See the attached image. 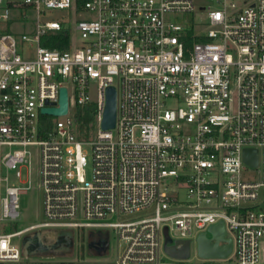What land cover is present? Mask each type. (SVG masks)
<instances>
[{
    "label": "built area",
    "instance_id": "2783aa9c",
    "mask_svg": "<svg viewBox=\"0 0 264 264\" xmlns=\"http://www.w3.org/2000/svg\"><path fill=\"white\" fill-rule=\"evenodd\" d=\"M81 1L0 0V23L30 24L21 50L0 29V264H264V0ZM198 10L204 19L185 16ZM69 16L82 43L46 46ZM109 86L116 126L103 129ZM63 87L67 112L43 113L61 105ZM91 102L93 136H81L79 107ZM33 188L43 219L10 230ZM220 222L231 251L198 250L192 263V240L214 241ZM110 228L116 247L108 234L107 251L87 258L73 255L76 244L64 255L23 252L38 230H72L77 242L81 230ZM168 236L190 240L187 258L166 251Z\"/></svg>",
    "mask_w": 264,
    "mask_h": 264
},
{
    "label": "water",
    "instance_id": "95a60500",
    "mask_svg": "<svg viewBox=\"0 0 264 264\" xmlns=\"http://www.w3.org/2000/svg\"><path fill=\"white\" fill-rule=\"evenodd\" d=\"M68 110V92L67 88L63 87L61 89V105L59 107H45L42 109L43 113L50 114H63ZM116 116H117V89L115 86H109L106 91V106L102 120V128L110 129L116 126ZM245 160L251 165H257L258 154L256 149H247L245 152ZM212 234L215 238L212 241L207 237L206 233H201L198 237V250L200 255L204 257H214V256H226L232 249V241L230 238H226V230L224 228L223 222L215 224L211 227ZM59 232H68L74 234L72 230L63 229L52 231L48 229L38 230L33 233L26 235L23 239V252L25 255H64L70 253V249L64 252H53L47 248V237H55ZM108 232L105 233V239L102 244L97 248L99 253L106 252L108 249ZM171 239L169 236L166 239V251L175 257L187 258L190 254V240L179 239L176 244L169 245ZM224 243L221 244L220 242ZM182 243L180 247L177 244ZM91 253H94L92 245H89Z\"/></svg>",
    "mask_w": 264,
    "mask_h": 264
},
{
    "label": "rangeland",
    "instance_id": "374dc122",
    "mask_svg": "<svg viewBox=\"0 0 264 264\" xmlns=\"http://www.w3.org/2000/svg\"><path fill=\"white\" fill-rule=\"evenodd\" d=\"M223 0H196V3L198 6H205L207 7H221ZM66 14V11L61 9H51L48 12V16L53 19L59 18L61 15ZM67 15V14H66ZM65 15V17H66ZM195 15V16H194ZM186 17L193 18L195 17L196 20L204 19V12L202 13L201 10L196 11L194 14H187ZM30 17L34 18L36 17L35 13L31 12ZM74 19L72 20L71 16H69L68 19H66L67 24L70 27L71 30V38H72V46H78L82 43L80 32L77 28H75ZM28 28H30V24L27 25L26 28H23L21 24L14 23L12 25H7L6 23H0V29L3 32H10L16 35L18 40V46L21 50L24 42L22 41L21 35L23 33H26L28 31ZM91 136H93V132L91 133ZM262 195L264 196V188L261 191ZM181 197H186V191L185 189L181 190ZM42 193L38 188H33L29 190L26 193L21 194L20 196V206H21V218L18 222L13 225L10 230H16V229H22L27 226H30L31 224H34L36 222H39L43 219V207H42ZM144 214V211H139L134 214H130L128 216L125 215H116L113 217L114 221H121L126 220L133 217L142 216ZM108 230V229H105ZM109 235H110V243L111 248L114 249L117 245V240L115 236L114 229H109ZM209 235L211 236V232H209ZM79 238L77 237L76 247L74 250V256H80V257H89L91 256L90 249L88 247V240H89V232L88 230H81L79 232ZM191 262L197 263L200 262V256L198 255V242L196 239L192 240L191 243Z\"/></svg>",
    "mask_w": 264,
    "mask_h": 264
},
{
    "label": "trees",
    "instance_id": "16d2710c",
    "mask_svg": "<svg viewBox=\"0 0 264 264\" xmlns=\"http://www.w3.org/2000/svg\"><path fill=\"white\" fill-rule=\"evenodd\" d=\"M79 2L80 4L82 3L81 0ZM43 39V43L50 48L67 50L71 47V30L69 27L64 26L61 30L48 33ZM95 113L96 105L94 102L79 107L77 120L81 136L87 137L93 131L95 127Z\"/></svg>",
    "mask_w": 264,
    "mask_h": 264
},
{
    "label": "flooded vegetation",
    "instance_id": "af4514ba",
    "mask_svg": "<svg viewBox=\"0 0 264 264\" xmlns=\"http://www.w3.org/2000/svg\"><path fill=\"white\" fill-rule=\"evenodd\" d=\"M105 239V232H92L88 240V247L91 244L93 249H97ZM47 248L53 252H64L70 249L72 251L76 244L74 234L68 232H59L55 237H47Z\"/></svg>",
    "mask_w": 264,
    "mask_h": 264
}]
</instances>
